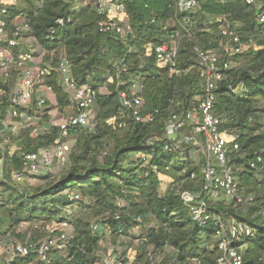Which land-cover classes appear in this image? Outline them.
Returning a JSON list of instances; mask_svg holds the SVG:
<instances>
[{"label": "trees", "instance_id": "16d2710c", "mask_svg": "<svg viewBox=\"0 0 264 264\" xmlns=\"http://www.w3.org/2000/svg\"><path fill=\"white\" fill-rule=\"evenodd\" d=\"M74 3L75 0H20L18 5L0 4V19L10 30L16 18L27 14L31 28L24 37L35 42V48L28 50L52 65L45 82L52 86L55 97L44 107H38L36 101L33 106L42 122L62 119L77 111L73 94L62 84L56 69L63 53L71 61L78 84L90 83L97 89L107 84L92 108L94 130L72 128L77 137L72 141L70 161L66 165L55 164L53 170L60 168L59 172L41 171L20 182L13 178L14 173L27 171L23 152L51 148L57 143L58 127L40 134L22 131L1 135L0 145L7 147V162L0 199V238L9 232L15 234L27 223L33 228L28 242L39 246L43 240L61 233L48 231L49 225L67 222L66 249L53 250L50 263L39 260L36 264H94L102 261L106 239L118 243L121 234L128 235L139 227L144 243L157 251L172 248L178 257L175 264L195 260L217 264L216 226L195 222L182 199L184 191H202L200 166L188 148L166 151L165 143L158 138L165 135L170 113L198 105L204 82L194 47L225 54L226 38L217 20L225 16L249 48L232 56L229 76L217 89L215 111L223 120L221 129L237 136L240 149L229 153V162L236 170L240 187L246 194H253L255 200L242 206L221 194L219 198L208 197L207 202L212 211H222L228 218L258 228L259 239L249 240L244 255L248 264L264 263V219L258 215L264 207V173L249 164L256 152H264V22L258 20L259 14L264 13V0H256L255 4L246 0H199V6L188 13L192 36L180 29L179 74L159 68L153 56L145 55L146 43L167 42L177 29L163 28L175 14V0H128L134 29L128 36L101 32L97 13L90 6L74 10ZM183 15L178 13L179 17ZM59 19L64 20L63 24L58 23ZM51 28L55 29L52 34ZM24 50V44L16 48ZM22 71L24 67L13 68L9 79L0 78L3 120L10 106L9 95ZM110 76L112 81L108 80ZM120 81L126 84L119 87ZM135 81L143 84L145 110L159 109L160 114L153 123L129 121L126 127H114L108 119L120 109L119 88L126 89ZM200 121L197 118L196 122ZM191 129L192 125H186L180 137ZM1 159L0 154V162ZM161 175L171 178L163 192ZM71 191L80 194V198L70 197ZM73 206L82 211L74 216L65 212L66 207ZM95 223L97 230L93 229ZM17 235L23 240L26 236L21 232ZM134 257L125 260L130 264H160L145 251L136 252ZM16 263L35 264L25 258Z\"/></svg>", "mask_w": 264, "mask_h": 264}, {"label": "built area", "instance_id": "2783aa9c", "mask_svg": "<svg viewBox=\"0 0 264 264\" xmlns=\"http://www.w3.org/2000/svg\"><path fill=\"white\" fill-rule=\"evenodd\" d=\"M39 1L42 3L43 0ZM246 1L249 4L256 3V0ZM127 2L128 0H75L74 10L90 6L99 16L98 27L101 32L128 36L134 33V29L127 10ZM0 4L18 5L20 0H15L14 3L0 0ZM175 5V14L167 19L163 28L177 29L167 42L146 43L145 55L153 56L159 68H166L179 74L180 29L188 37L192 36L190 31L192 21L188 13L199 6V0H175ZM178 13L185 15L179 17ZM217 20L221 24V34L226 38L225 54L216 49H202L197 45L194 47L200 76L204 82V93L197 97L198 105L185 111L170 113L165 126V135L158 140L165 143L166 151L194 149L201 158L197 164L203 177V189L193 193L184 191L182 199L187 203L195 222L203 226L210 223L216 226L214 235L218 242L217 264H248L244 252L249 246V240L259 239L258 228L228 218V214L222 211H212L207 202L208 197L219 198L221 194L242 206L250 205L255 200L253 194H246L240 187L236 170L229 162V153L240 149L237 136L228 129H221L223 120L215 111L217 89L229 76L227 72L231 68L232 56L244 52L249 48V44L242 40L225 16ZM258 20L264 22V13L259 14ZM63 22V19L58 20L60 24ZM30 28L25 13L15 19L12 30L0 19V78L9 79L13 68L24 67L9 95L10 106L5 120L1 119L0 107V136L4 132L19 134L22 131L40 134L50 132L54 127H58L60 136L51 148L22 153L27 171L14 173L13 178L17 182L27 177H34L41 171L51 172L55 164L66 165L70 161L72 141L77 137L76 133L72 132V128L83 126L94 130L95 125L91 122L92 108L98 93L102 88H107V84L98 89L90 83L78 84L71 71V61L66 53H63L56 69L62 84L72 92L77 111L75 114L63 116L62 119L51 118L42 122V117L34 112L33 106L36 101L38 107H44L49 99L55 97L52 86L45 82L51 73L52 65L35 56L30 50L16 51V48L24 43V33ZM54 32L55 29L51 28L50 33ZM108 80L113 79L110 76ZM125 84L124 81H120L119 87ZM118 97L120 109L108 119V123L114 127H126L129 121L153 123L160 114L159 109L145 110L143 84L140 81H135L126 89L119 88ZM197 118L201 121L196 122ZM186 125H192V129L180 137V132ZM249 164L258 173H264V152H256L255 158ZM1 194L0 166V199ZM68 194L70 197L80 198V194L74 191ZM258 215L264 219V207ZM67 227V222H54L49 225L48 231L52 233L61 231V233L43 240L39 246L28 241H16L10 247L9 257L0 264H17L16 260L19 258H25L31 263H34V260L50 263L53 250L61 251L67 247L69 239V234L65 231ZM93 229H98L97 223L93 225ZM119 232L122 233V229H119ZM125 259L116 256L115 247L112 246L109 254L102 261L94 264H130V261L126 262ZM177 261V255H173L170 261L164 264H175ZM195 262L200 264L198 260Z\"/></svg>", "mask_w": 264, "mask_h": 264}, {"label": "rangeland", "instance_id": "374dc122", "mask_svg": "<svg viewBox=\"0 0 264 264\" xmlns=\"http://www.w3.org/2000/svg\"><path fill=\"white\" fill-rule=\"evenodd\" d=\"M10 3H14L15 0H7ZM25 49H34L35 48V42L32 39L26 38L24 41ZM235 65V63H234ZM102 92H105L106 89L102 88ZM262 122L264 123V116L261 118ZM77 135V134H76ZM1 137V136H0ZM191 157L195 160V162H198L201 160L199 154L194 150H189ZM53 171H60V168H56ZM162 178V187L161 191L163 192L167 185L168 181L171 180L170 177H164L161 175ZM228 201L231 199L227 198ZM120 203H123L122 200H120ZM80 211H82V208L79 206H73V207H66L65 212H67L69 215H77ZM101 226V225H100ZM7 225H5L4 228H6ZM24 233L26 236L23 239H21L17 234L18 233ZM33 233V228L29 226V224L24 223L22 224L18 230L15 232V234H11L10 232L7 235H4L0 238V263L4 262L9 257V251L10 247L16 242V241H29L28 239L31 237ZM143 230L139 227L134 228L130 234L128 235H122L118 237V243H113L112 239H106L103 242V249L101 251L102 259L109 254V251L112 246L115 247L116 256H120L121 258H127V259H134L136 252L138 251H145L148 253V255L152 259H154L155 262L164 264L170 261L172 256L175 254L172 250V248H165L164 250L157 251L155 250L153 245H150L149 243H144V237H143ZM40 242V241H39ZM54 255H57V253H54ZM53 255V256H54ZM38 260H34V263L36 264ZM190 264H196L195 261H191Z\"/></svg>", "mask_w": 264, "mask_h": 264}, {"label": "water", "instance_id": "95a60500", "mask_svg": "<svg viewBox=\"0 0 264 264\" xmlns=\"http://www.w3.org/2000/svg\"><path fill=\"white\" fill-rule=\"evenodd\" d=\"M0 154L2 155V159L0 162L2 182H6L5 167L7 162V147L5 145H0Z\"/></svg>", "mask_w": 264, "mask_h": 264}]
</instances>
